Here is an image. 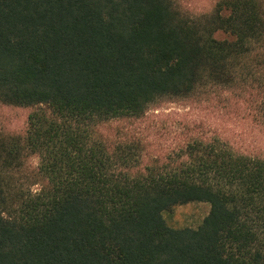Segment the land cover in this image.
<instances>
[{"label":"trees","instance_id":"1","mask_svg":"<svg viewBox=\"0 0 264 264\" xmlns=\"http://www.w3.org/2000/svg\"><path fill=\"white\" fill-rule=\"evenodd\" d=\"M179 3L0 0V105L32 110L0 130V264H264L263 158L191 139L142 169L97 134L212 91L264 121V2ZM189 203L202 222L167 226Z\"/></svg>","mask_w":264,"mask_h":264},{"label":"rangeland","instance_id":"2","mask_svg":"<svg viewBox=\"0 0 264 264\" xmlns=\"http://www.w3.org/2000/svg\"><path fill=\"white\" fill-rule=\"evenodd\" d=\"M217 1L180 0L179 4L183 12L201 15L212 11ZM216 37L224 36L217 34ZM31 111L0 105V130L22 134ZM97 134L107 137L110 143L122 141L137 145L142 169L157 162L164 163L191 139L203 142L216 139L237 154L264 159V121L246 112L240 96L221 91L197 95L189 100L161 102L147 109L138 119L112 120L99 125ZM28 164L35 168L38 159L32 157ZM38 188L34 186L32 190ZM208 212L206 203H189L164 212L163 219L174 229L196 228Z\"/></svg>","mask_w":264,"mask_h":264}]
</instances>
